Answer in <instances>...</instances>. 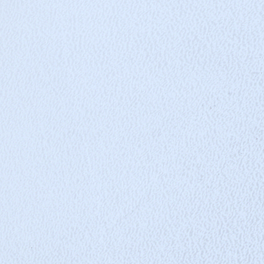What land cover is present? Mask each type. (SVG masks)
Wrapping results in <instances>:
<instances>
[{
    "label": "snow or ice",
    "instance_id": "6c2138e0",
    "mask_svg": "<svg viewBox=\"0 0 264 264\" xmlns=\"http://www.w3.org/2000/svg\"><path fill=\"white\" fill-rule=\"evenodd\" d=\"M0 264H264V0H0Z\"/></svg>",
    "mask_w": 264,
    "mask_h": 264
}]
</instances>
